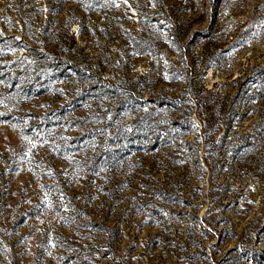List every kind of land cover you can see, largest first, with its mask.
<instances>
[{
  "label": "rangeland",
  "instance_id": "rangeland-1",
  "mask_svg": "<svg viewBox=\"0 0 264 264\" xmlns=\"http://www.w3.org/2000/svg\"><path fill=\"white\" fill-rule=\"evenodd\" d=\"M0 113V264H264V0H0Z\"/></svg>",
  "mask_w": 264,
  "mask_h": 264
},
{
  "label": "snow or ice",
  "instance_id": "snow-or-ice-1",
  "mask_svg": "<svg viewBox=\"0 0 264 264\" xmlns=\"http://www.w3.org/2000/svg\"><path fill=\"white\" fill-rule=\"evenodd\" d=\"M124 2L127 4L128 3V0H124ZM154 6V4H153ZM17 39H19V37H17ZM167 63V62H165ZM165 78H167V74H165ZM0 115H3L2 113H0ZM13 127H15V125H13ZM25 139H28L29 140V143L32 144V146H35V142L34 141H31L28 137H25ZM45 200H47V194H45ZM49 206L51 207V203L49 202Z\"/></svg>",
  "mask_w": 264,
  "mask_h": 264
}]
</instances>
